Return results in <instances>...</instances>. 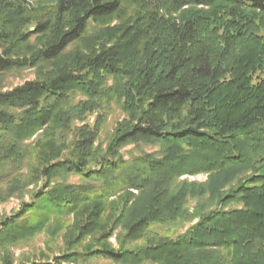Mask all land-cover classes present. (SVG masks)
<instances>
[{
	"label": "trees",
	"instance_id": "16d2710c",
	"mask_svg": "<svg viewBox=\"0 0 264 264\" xmlns=\"http://www.w3.org/2000/svg\"><path fill=\"white\" fill-rule=\"evenodd\" d=\"M23 68L0 91V203L33 189L0 219L1 264L61 232L20 264H264V0H0V74Z\"/></svg>",
	"mask_w": 264,
	"mask_h": 264
},
{
	"label": "rangeland",
	"instance_id": "374dc122",
	"mask_svg": "<svg viewBox=\"0 0 264 264\" xmlns=\"http://www.w3.org/2000/svg\"><path fill=\"white\" fill-rule=\"evenodd\" d=\"M30 3L32 1L37 0H27ZM116 21H112L111 25ZM36 76V70L33 68H23V69H13L10 71H6L3 74H0V91L10 90L25 81L33 80ZM109 110L106 113L105 121L102 123L99 131V135L97 138V142L105 146L107 141L110 139L113 130L116 127V124L121 121L125 117V113L121 111V109L115 103H109ZM95 113L88 117V123L92 124L94 122ZM133 149L132 145H128L122 149L125 155H130V152L133 154H138V151L131 150ZM144 151L152 150L150 147L144 146ZM183 178H187L190 181L202 182L206 179L205 174H197L193 176H184ZM72 182H76V177H70L69 179ZM33 187H27L21 195H15L13 197L8 198L6 201L0 203V219L7 215H10L16 211H18L21 205L27 201H29L31 192ZM192 205V203H190ZM191 207V206H190ZM193 223L195 222L192 221ZM191 222V223H192ZM189 222H179L176 224H165V225H156L153 227L155 231H163V233H167L171 236H176L178 234L183 233L189 225ZM65 230H63L64 232ZM74 232L71 235L62 236V232L56 235L54 238L50 239L47 234H40L35 237L33 240L16 245L10 249L12 252L13 263L12 264H20V262L24 261H48L52 260L56 256L61 255V252L64 250V240L67 238H72ZM91 238L88 239L90 242ZM107 243L113 247L117 248V243L115 241L114 236L110 237L107 240ZM81 249V247H79ZM1 264V259H0ZM63 264H74V263H63ZM81 264H120L117 262H113L103 258H93L88 262ZM149 264V263H145Z\"/></svg>",
	"mask_w": 264,
	"mask_h": 264
}]
</instances>
